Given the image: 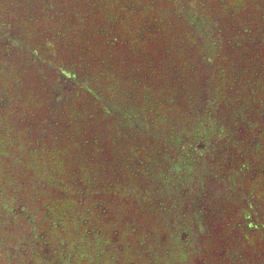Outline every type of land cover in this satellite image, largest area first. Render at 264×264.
Instances as JSON below:
<instances>
[{
    "label": "rangeland",
    "instance_id": "obj_1",
    "mask_svg": "<svg viewBox=\"0 0 264 264\" xmlns=\"http://www.w3.org/2000/svg\"><path fill=\"white\" fill-rule=\"evenodd\" d=\"M68 63L88 72L64 94L52 79ZM263 112L264 0H12V199L33 222L96 237L86 203L102 194L137 235L125 247L139 264H184L169 233L194 250L202 230L214 231L204 246L227 242L224 227L254 230L233 209L258 204L237 187L264 171L251 170L260 152L196 146L223 142L227 116ZM69 183L82 213L51 197ZM231 236L221 264L252 247Z\"/></svg>",
    "mask_w": 264,
    "mask_h": 264
},
{
    "label": "trees",
    "instance_id": "obj_2",
    "mask_svg": "<svg viewBox=\"0 0 264 264\" xmlns=\"http://www.w3.org/2000/svg\"><path fill=\"white\" fill-rule=\"evenodd\" d=\"M12 36V0H0V41L3 42V45H7V48H0V79H12V42L9 41V39ZM9 41V42H8ZM8 42V43H6ZM6 47V46H5ZM4 49H7L6 51H3ZM258 52V51H256ZM72 65L73 70H77L78 75L76 76L78 81L83 79L87 76V70L85 68L79 67L75 64H69L68 67H66V72L68 73V69L71 68ZM68 75V74H67ZM60 75L55 76L53 81V85L55 84L56 89H58L61 93H69L71 91V88L73 87L72 84L67 85L70 89L64 91V85L62 83H59ZM69 77V75H68ZM10 98H12V83H2L0 81V104L9 103ZM12 104V103H11ZM235 119V116L226 117L224 126L227 125L230 127L231 123L230 121ZM239 126L242 129V131H237L234 136L233 133L229 132L230 137L228 138V142L224 143L227 148L229 146L236 147L239 149L240 153L241 151H259L261 155V159H258L257 162H254V166L251 168L256 171V169H260L264 166V156H262V153L264 154V112L263 114L257 113L255 115H246V116H239ZM12 122H16L14 118H12ZM228 132V131H227ZM263 148V149H262ZM204 155V154H203ZM202 155V156H203ZM235 155V154H234ZM220 161V160H218ZM227 161L231 162V165H234L235 167H238L240 159L233 158L229 159ZM1 168V167H0ZM7 169V168H6ZM6 171V170H5ZM258 171V170H257ZM1 173V171H0ZM1 175V174H0ZM82 175V173H81ZM238 191L245 192L246 193H252L254 198L257 199V206H247L243 203L242 200H238L237 205L233 209L234 214L237 217V220L239 222L246 221L248 214L252 215L253 220H255L258 224L263 223L264 224V171L257 172V178L255 180L251 179V177L244 178L242 177L238 181ZM82 193L81 187L73 186L70 183L68 184V187L64 191V193L57 192L55 190H51L50 194L52 198H55L57 201H60L65 206L70 207L75 214L82 213L80 210L82 209V202L83 199L80 197ZM94 197L90 193V196L88 197V203H86L87 210L90 211V214L92 215V218L95 214L98 216H105L106 211H108V208L105 207V202L103 199L96 198L94 201L97 202V207H95L93 202ZM17 208V201L16 199H12V178H7L5 176H0V264H28V261H25V255L23 253H19L12 255V243H16V249L20 250L23 248H26L27 244L24 246L23 243H28V240L24 241V237L27 236L26 232L28 231V226L30 224V220H26V216L23 214H19L18 218L12 219V209ZM252 209V210H250ZM254 212V213H253ZM259 215V216H256ZM37 216L41 217V215L37 212ZM44 217V216H43ZM49 220V217H47ZM13 221V222H12ZM102 221V220H100ZM12 223L16 225L17 232L12 235ZM92 223V222H91ZM102 226H99L101 229V234L98 235V240L101 241L98 246L102 247V242L106 240V238H111L112 240L114 238L118 239L116 243H119L121 245V240H125V233H128L130 230L127 227L124 228H118V234L115 232V228L108 227L104 220L102 221ZM94 225V223H92ZM82 226V225H81ZM255 226V225H253ZM86 228V227H85ZM73 230V233L68 236L64 235V239L69 240L68 242V248L72 250L73 246L76 251L78 244H77V234L78 237H84L82 240V246L85 248V259L79 264H96V260H92L94 255L90 252L89 246L90 244L94 243L95 241H92L94 236H87L86 234H81V231L79 229H75V227L71 228ZM68 229H58V231H65ZM226 231L224 233V240L227 242H224L222 244H219L220 249L216 250L214 253L216 256H220L221 254L232 247L234 244L232 239V234L236 239H240V245H237L241 248H248L249 246H252L248 248V251L245 250V253L240 254L239 258L231 260V262L223 263V264H250L249 257H259L264 262V230H255L254 232L246 231L247 229L240 227L239 229H234L232 232L230 230H227V228L224 227L223 229ZM127 231V232H126ZM132 235L134 234L132 231H130ZM214 231L212 229L209 230H202L197 234L196 237L198 238V247L197 250L201 254V247L204 246V242L207 241L208 238L213 237L212 233ZM237 232V233H236ZM196 233V231H195ZM173 234V233H172ZM184 234L181 231L178 233L179 235V241L180 236ZM170 243H171V235L168 234ZM134 237H131V240L134 239ZM97 240V241H98ZM130 240V241H131ZM187 240V241H186ZM99 241V242H100ZM129 243V242H128ZM127 242L124 243V250H122V256L121 258V264H139L141 261L138 259L135 255H133L131 252L126 249ZM180 243V242H179ZM182 247H185V245L190 244V235H187L185 238V243L182 242ZM119 244H115L116 247L119 246ZM217 244V243H216ZM23 247V248H22ZM25 250V249H23ZM121 252V250L119 251ZM76 254V252H75ZM13 256V257H12ZM242 257V258H241ZM238 259V260H237ZM247 260V262L245 261ZM98 264H117V262L114 260L112 262L106 261V259H103V257H98ZM184 264H196L195 259H183ZM93 261V262H92ZM92 262V263H90ZM218 263V262H217ZM221 264V261H220Z\"/></svg>",
    "mask_w": 264,
    "mask_h": 264
},
{
    "label": "flooded vegetation",
    "instance_id": "obj_3",
    "mask_svg": "<svg viewBox=\"0 0 264 264\" xmlns=\"http://www.w3.org/2000/svg\"><path fill=\"white\" fill-rule=\"evenodd\" d=\"M9 41L12 42V36L9 39ZM8 41V42H9ZM6 42V43H8ZM6 46V47H5ZM3 45V42L0 41V48H7V45ZM7 49H4L3 51H6ZM68 74V73H67ZM69 77L64 78L60 77L59 83L65 84L63 90H69L70 88L67 85H70L74 83L77 77L72 76L71 74H68ZM0 81L4 83H12V79H0ZM12 98H10L9 103L0 104V176H5L7 178H12ZM238 119H233L230 121L231 125L228 127L225 125L224 127V134H225V140H222L218 144H212V146H207V141L200 140L198 141V145L196 146L198 154L201 156L205 154L206 150H211L213 154L215 155H222L223 151L227 150V146L224 145V143L228 142V138L230 137L229 132L233 133L234 136L237 133V131H242L243 128L239 126ZM228 131V132H227ZM212 136H208L206 138L210 139ZM222 142V143H221ZM232 148L231 146H229ZM236 148V147H235ZM238 149V148H237ZM239 150V149H238ZM7 168V169H6ZM6 170V171H5ZM257 178V173H255L251 179L255 180ZM249 194V193H248ZM252 194V193H251ZM103 199L105 202V207L108 208V211H106L105 216H98L97 214L94 215V225L96 226H102V221L104 220L108 227L115 228V232L118 234V228H124L127 227V223L129 222L127 220V217H125V213H118L116 210L110 211L111 204L114 202L112 199L109 200L108 197H105L104 195L100 194L97 197H94L93 202L96 198ZM97 200V199H96ZM116 202V201H115ZM119 203V202H118ZM195 203V201H194ZM95 207H97V202L94 203ZM116 205V204H115ZM252 210V209H250ZM254 213V212H253ZM22 214L17 208L12 209V219L18 218V215ZM260 215V214H259ZM256 214V216H259ZM26 220H30V224L28 226V231L26 232V240L28 243H23L24 246L27 244L26 248L17 250L16 249V243H12V255L23 253L25 255V261H28V264H79V262L82 263V261L85 259V248L82 246V240H84L82 237H78L77 234V244L78 247L75 250L73 246L72 250L68 248V242L69 240L64 239V235L70 236L73 233V230L69 227L68 230L65 231H58V229H52V225H50V222L48 221L47 217H39L37 216L36 222H33L31 218L27 215ZM102 220V221H100ZM245 221V220H244ZM247 223L249 225H255L254 230H246L251 232H254L255 230H264V224L257 223L255 220H253L252 215L248 214L247 217ZM13 222V221H12ZM249 222V223H248ZM243 223V222H240ZM76 229V228H75ZM213 230V229H212ZM101 231V230H100ZM224 230L222 229V233L220 235L223 237ZM72 232V233H71ZM127 232V231H126ZM171 235V234H170ZM136 237L137 235L133 234L129 231L128 233H125V240H121V245L119 243H116L118 239L114 238L113 240L111 238H106L104 242H102L101 248L99 243H101L100 240H98V235L96 237H93L92 241H95L94 243L90 244L89 249L92 254L95 253V257H93V261L96 260V264H98L99 260L98 257H103V259H106V261H116L117 264H121V257L122 256V250H124V243H128L131 240V237ZM179 235L178 234H172L171 235V244L177 248L185 249L189 251L188 253H184L186 255L185 259H195L196 264H220L219 257L215 255V251L220 249L219 244H221V240L217 241V244L208 243L206 246L201 247V251H204L203 254H199L197 248L194 250H188L189 247L185 245V247H182V242L185 243V238L187 237L185 234H182L180 236L179 241ZM98 240V241H97ZM100 241V242H99ZM187 241V240H186ZM180 242V243H179ZM115 244H119L118 247L115 246ZM121 250V252H119ZM100 251L102 253H100ZM238 251L239 248H238ZM76 252V254H75ZM13 257V256H12ZM138 260V258H137ZM92 261V262H93ZM90 262V263H92ZM218 262V263H217ZM109 264V263H104ZM134 264V263H131Z\"/></svg>",
    "mask_w": 264,
    "mask_h": 264
}]
</instances>
